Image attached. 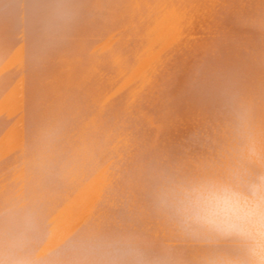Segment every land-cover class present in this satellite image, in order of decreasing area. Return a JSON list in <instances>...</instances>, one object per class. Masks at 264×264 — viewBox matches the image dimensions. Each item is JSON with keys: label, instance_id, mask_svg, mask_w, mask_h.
<instances>
[{"label": "bare ground", "instance_id": "6f19581e", "mask_svg": "<svg viewBox=\"0 0 264 264\" xmlns=\"http://www.w3.org/2000/svg\"><path fill=\"white\" fill-rule=\"evenodd\" d=\"M230 98L264 129V0H0V209L58 264H191L150 194L222 170Z\"/></svg>", "mask_w": 264, "mask_h": 264}, {"label": "clouds", "instance_id": "9594fccd", "mask_svg": "<svg viewBox=\"0 0 264 264\" xmlns=\"http://www.w3.org/2000/svg\"><path fill=\"white\" fill-rule=\"evenodd\" d=\"M227 112L231 144L222 170L160 172L150 195L157 213L182 237L201 245L191 264H264V129L243 100L230 98ZM40 226L34 211L0 209V264H58L33 246ZM138 264L176 262L165 250L157 257L142 256Z\"/></svg>", "mask_w": 264, "mask_h": 264}]
</instances>
